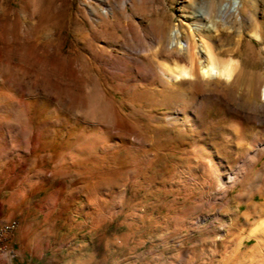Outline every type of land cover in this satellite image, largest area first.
I'll return each mask as SVG.
<instances>
[{
  "label": "rangeland",
  "instance_id": "374dc122",
  "mask_svg": "<svg viewBox=\"0 0 264 264\" xmlns=\"http://www.w3.org/2000/svg\"><path fill=\"white\" fill-rule=\"evenodd\" d=\"M211 1L233 2L0 0V264H245L233 263L235 251L264 264V234L255 252L247 240L264 222V155L221 204L189 209L214 180L196 147L212 144L234 170L241 152L264 151V119L240 122L204 96L191 111L197 127L173 126L167 118L176 108L162 97L171 61L148 41L159 29L189 30L191 14ZM239 3L240 15L195 39L210 37L221 61L240 72L236 85L207 89L228 91L251 110L264 87V0ZM138 33L146 52L131 50ZM171 87L184 103L194 93ZM172 175L179 185L160 184ZM187 179L200 187L183 186ZM11 222L16 228L5 233ZM212 244L220 252L211 263Z\"/></svg>",
  "mask_w": 264,
  "mask_h": 264
},
{
  "label": "bare ground",
  "instance_id": "6f19581e",
  "mask_svg": "<svg viewBox=\"0 0 264 264\" xmlns=\"http://www.w3.org/2000/svg\"><path fill=\"white\" fill-rule=\"evenodd\" d=\"M128 1L131 2L132 0ZM239 1L240 0H233L231 4L225 3L220 5H216L211 1L208 5H206L205 8H201V10H199L198 12H194L191 14V18L193 20L190 21L192 22V26L189 30H184L182 29V27L175 26L168 34H165L163 32V29H159L155 31L152 38L148 40L151 42L152 46L157 49V52L159 51V53L168 57L171 61V67L168 68L166 72H162L164 76L167 75L168 77H170V82L167 83L168 87H170V91L164 93L162 97L163 103H168L176 108L174 109V113L167 118L173 126L177 125L184 128L197 127V118L192 116L193 113L191 111L199 104L200 99L204 96L212 97L217 103L222 104L224 107L232 108L235 116L238 117L240 122L245 117L249 118L250 120H256L258 122L264 119V87L259 93L260 105L254 106L251 110L237 106L235 98L231 96L228 91L219 89H207V86L213 82H218L224 86L236 85L237 83H239L238 81L240 79V72L239 70H237L235 63L232 60H229L226 63L221 61L218 53L215 52V49L208 42V40H210V37H207L208 40L205 38H199L198 40L195 39V36L198 35L200 31L206 32V34L210 35V33H213V31L217 29V24H226L227 16L229 14L232 13L233 15H240L241 11ZM84 7L91 16L97 18L99 21H102V18H98L96 10L91 7L90 4H84ZM107 15V12H104L102 16L107 17ZM193 22H196V24H193ZM143 39L144 38H142L139 33L135 35L131 34L129 36V40L132 43H137V45L131 46V50L133 52H146V47ZM145 39L147 40V38ZM121 64L116 67L117 70L121 68L123 69L126 65L125 63L124 66L123 63ZM173 83L180 86H190L193 88L194 93L192 95V98L188 99L187 103L183 102L186 99L183 92L175 90L173 87H171ZM179 106H181V108H179ZM187 112L191 113L188 116L184 117ZM95 143V139L87 140L83 144L82 148H79L80 150L78 151L81 153L92 149ZM196 148L202 154L203 159H206V162L204 163L203 161L199 162L200 165L203 163V165L207 166V174L214 177V180L212 182L208 181V185H206L207 197L206 199L201 200V205L191 204L189 209H192V211L194 212L201 208H207L208 211H211L214 206L217 205V203L221 204L225 200V198L233 192L235 187H238V185H241V183L243 184V182L245 181V177L247 178V176L252 173L255 165L264 155V151L252 153L245 150L244 152L238 154V160L236 162H238L240 165H235L233 170L227 165H223L222 162L217 159L218 150L215 149L216 147H213L212 144H202L200 146H197ZM9 153L12 154V151H10ZM181 162H184V168L188 170V172L194 171L195 168H193L189 157H186V159L181 158ZM174 177L175 175H172L167 179H163V182L160 184L173 186L179 185L180 183L178 184V182L174 180ZM181 184H183V186L186 184H189L190 186H197L198 182L195 183L194 181V183L192 182L191 184L189 183V179H187V181L184 180L183 182H181ZM198 186L200 187V185ZM194 188L195 187L191 189ZM252 200V202H254V198ZM176 202L177 201L175 200L172 201L173 206H176ZM250 205L253 206L254 204ZM177 216L178 215H176V217ZM136 218L137 215L133 213L131 215V221L129 223L131 227L135 225L134 221ZM263 234V221L258 222L257 225H255V228L248 232L247 240H254L256 243L255 247L251 249L252 252L257 246L261 245L260 242ZM212 247H214L215 249L212 251L211 249L209 250L211 252L209 253V256L211 257V263L214 257H216V255L218 254L216 252V249L218 251V249L220 248H218V245L216 244H212ZM256 249H258V247ZM250 253L251 252L240 254L239 251H235L232 258L233 263L234 259L235 261H240V259H242L241 261L244 260L245 264H254L255 258H253ZM201 264H205V262Z\"/></svg>",
  "mask_w": 264,
  "mask_h": 264
},
{
  "label": "built area",
  "instance_id": "2783aa9c",
  "mask_svg": "<svg viewBox=\"0 0 264 264\" xmlns=\"http://www.w3.org/2000/svg\"><path fill=\"white\" fill-rule=\"evenodd\" d=\"M16 228V223L15 222H11L9 223L7 226H5L4 228V232L7 233V232H11L13 231L14 229Z\"/></svg>",
  "mask_w": 264,
  "mask_h": 264
}]
</instances>
